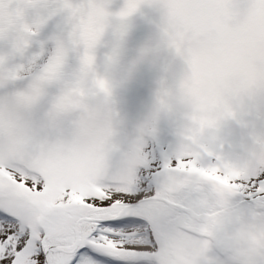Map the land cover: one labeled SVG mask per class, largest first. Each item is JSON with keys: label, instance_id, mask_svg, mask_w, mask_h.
<instances>
[{"label": "snow or ice", "instance_id": "snow-or-ice-1", "mask_svg": "<svg viewBox=\"0 0 264 264\" xmlns=\"http://www.w3.org/2000/svg\"><path fill=\"white\" fill-rule=\"evenodd\" d=\"M38 7L31 47L0 63V264H264V243L242 259L204 248L214 215L264 226V150L243 125L232 147L202 134L211 106L189 90L190 47L211 16L218 32L248 46L247 73L219 96L242 90L256 105L243 119H264V0ZM87 13L103 17L98 30ZM138 15L172 52L174 96L164 103L157 93L149 117L126 133L120 47ZM164 117L175 121L167 145L156 141Z\"/></svg>", "mask_w": 264, "mask_h": 264}, {"label": "rangeland", "instance_id": "rangeland-1", "mask_svg": "<svg viewBox=\"0 0 264 264\" xmlns=\"http://www.w3.org/2000/svg\"><path fill=\"white\" fill-rule=\"evenodd\" d=\"M21 27L16 18L0 17V29H5L8 36L0 40V53L8 58L14 56L17 49L15 33ZM55 25H51L50 29ZM154 25L144 16L138 15L132 21L127 33L121 65L127 81L117 89V101L125 121L124 131L131 133L146 120L153 111L156 92L163 70V57L154 60L139 61L143 46L156 39ZM202 37V38H199ZM103 52V50H102ZM192 77L189 90L203 107L211 106L219 97V90L231 78L244 75L248 71V46L242 40L226 38L216 30L211 16L204 17L198 28V38L191 47ZM175 121L168 117L160 120L156 141L167 145L174 139ZM231 135L236 138L239 129L233 126Z\"/></svg>", "mask_w": 264, "mask_h": 264}, {"label": "clouds", "instance_id": "clouds-1", "mask_svg": "<svg viewBox=\"0 0 264 264\" xmlns=\"http://www.w3.org/2000/svg\"><path fill=\"white\" fill-rule=\"evenodd\" d=\"M50 2L55 3L56 0H50ZM40 3L41 0H0V17H14L21 23L20 29L15 33L14 47L17 50L31 47V36L36 34L37 28L32 27L28 20L33 19V22H36L35 18L41 15V10L38 7ZM28 5H37V7L30 8ZM87 15L92 18L88 27L98 30L103 23V17L93 13H87ZM7 36V30L0 29V40L6 39ZM125 40L126 37L121 42V58ZM161 57H163L164 64L156 94H161L164 103H171L174 96L173 59L167 44L157 35L154 41L141 48L138 60H154ZM7 59L6 53H0V63ZM99 75L101 79L107 78L102 72ZM255 106L251 97L239 89L232 91L227 96H219L211 105V110L208 113L207 118L211 123L201 129L202 134L216 137L223 145L232 147L235 138L229 130L233 126L243 125L245 131L242 136L251 137L253 146L264 150V119H261L259 115H252L251 119H243L254 112ZM204 230L210 237L204 241L205 250H209L213 246H223L238 259L244 258L253 245L264 243V226L245 223L229 225L222 217L216 215L206 220Z\"/></svg>", "mask_w": 264, "mask_h": 264}]
</instances>
